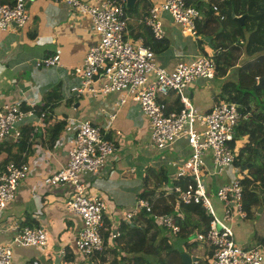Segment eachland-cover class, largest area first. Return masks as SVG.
<instances>
[{
  "label": "crops",
  "instance_id": "obj_1",
  "mask_svg": "<svg viewBox=\"0 0 264 264\" xmlns=\"http://www.w3.org/2000/svg\"><path fill=\"white\" fill-rule=\"evenodd\" d=\"M158 1L160 0H149L142 4L137 12L140 13L139 16L126 17L125 15L127 37L131 41L140 40L145 43L150 39L149 29L141 25L139 18L149 6ZM26 2H28L27 10L29 11L28 23L17 30L0 31V104H11L22 99L19 92L23 91L31 104L27 105L26 102H22L21 107L32 109L35 116L43 112L44 116L38 125H33L30 119H26L20 127L19 138L15 140L8 137L0 145V172L7 161H22L29 166L28 176L19 183L12 201L0 210V244H7L22 226H40L46 231V247L43 249L13 247V264H102L104 251L100 255L82 258L74 250L72 243L80 230L81 223L76 215L67 212L63 207L64 201L71 194V187L68 184L48 187L39 184L42 176L55 172L65 164L66 149L72 137L73 122L79 119L89 120L93 125L100 127L105 138L113 140L117 147L116 159L113 163L105 165L94 174L86 173L80 179L83 182H89L95 178L87 190L91 194L103 197L106 209L109 208L105 210L103 216L105 231L108 228H116L122 221L121 217L129 209L124 210L121 207L134 205L144 184L147 188H152L155 179L152 175L149 179H145L148 170L160 171L161 175L167 178L166 184L159 185L156 190H166L167 188L170 191L174 187L171 184L174 180L172 176L174 169L169 163L187 156L189 148L183 140H177L174 145L179 149L178 152L173 150L169 153L166 151L167 149H156L151 143L147 122L143 118L139 106L134 102H125L119 107H114L112 103L117 98L115 94L91 99L72 91L73 87L80 84L79 79L72 74V68L80 64L85 51L96 40L88 19L78 16L75 11L61 2L52 0H26ZM133 6L135 7V1ZM127 9L132 10L133 7ZM201 9L205 12L204 8ZM205 17L202 14L200 20L196 21L200 27L203 26L200 31H196V35L200 34L198 38L202 37L203 31H207L209 34L206 37V44L201 47L199 39L194 36L193 42H190V37L172 23L168 13L162 12L159 19L163 31L161 40L164 42V46L154 50V62L170 70L180 61H190L213 49L214 52L211 51L210 54L212 56L216 54L218 58V69H216L214 77L212 79H195L186 92L198 111L208 110L216 98L223 99V87L232 81L228 69L225 73L220 72L221 62H226L219 56L227 50H223L225 46L222 47L219 44L213 46L215 38L217 37L218 42H230V45L227 43L225 49H231L232 52L240 50V48H233L231 32L229 31L227 36L213 22L214 17L219 20L217 15L212 13L210 21L207 22L202 21L206 19ZM237 35L239 41L244 42V48L241 51H245L249 34L246 37ZM193 45L196 46L197 52L193 51ZM54 53L59 55L58 65L35 66L37 60ZM231 56L228 55L230 58ZM234 66L236 65L229 68ZM34 81L37 85L33 83ZM55 92L57 93L56 98ZM172 99H174V95L169 93L165 101L170 102ZM237 105L242 111L243 108L240 104L237 103ZM260 105L259 102H253L250 104V108L245 111H248L250 115L251 110L260 109ZM39 109L41 111L38 112ZM110 113H114L112 119L109 118L108 114ZM242 121L237 127L233 142L236 152L247 142V136L241 133ZM56 125L59 126L57 132H55ZM55 141L60 143L57 148H54ZM160 153H164V156ZM205 161L206 167L209 168L210 159L207 157ZM241 166L238 167L239 170ZM135 171L138 174L133 175ZM142 174L144 175L143 186L139 182V177ZM96 180L98 183H94ZM228 180V171L220 175H203L202 182L205 184L206 192L214 197L212 203L215 205L214 209L217 210V212L214 210L218 214H216L217 216L222 213V203L217 200L214 191L217 186L228 182ZM250 189L255 193L257 199V205L250 209V214H252L258 210V199L261 201V208L257 212L264 208L262 205L263 194L255 191L253 185ZM173 209V213H177L180 208L175 209L174 205ZM192 237L193 235L190 239ZM190 239L174 240L172 238L171 240H173L172 244L177 252L190 253L198 260L206 262L207 246L197 244L193 248H187L185 244L191 243ZM263 240L264 237L257 241V244H260V247L264 249ZM107 241V245L112 247L113 243L109 238ZM107 245H104L106 250L108 249ZM193 250L200 254H192ZM60 252L63 253V256L59 255ZM116 252L111 253L114 257L116 256L117 261L121 259L119 264H126L123 261L127 254L119 249ZM191 264H195V262Z\"/></svg>",
  "mask_w": 264,
  "mask_h": 264
},
{
  "label": "built area",
  "instance_id": "obj_2",
  "mask_svg": "<svg viewBox=\"0 0 264 264\" xmlns=\"http://www.w3.org/2000/svg\"><path fill=\"white\" fill-rule=\"evenodd\" d=\"M66 4L78 16H84L90 23L96 40L91 44L72 74L80 84L72 91L90 98L115 94L112 103L119 107L125 102L139 106L147 122L150 140L158 150H168L177 140H183L189 148L187 156L173 160L174 179L190 177L193 181L184 188L174 186L175 209L186 205H198L209 216L207 228L193 234L192 241L208 248L206 264H264V249L260 246L241 248L236 244L228 225L236 216L245 218L241 205L242 177L234 175L239 168L234 165L236 155L233 142L240 121L246 119L248 111H241L237 103L216 99L206 111H198L187 96V89L197 78L212 79L215 75V60L212 54L200 55L190 61H180L167 70L154 62V53L140 40L131 41L127 37L124 0H52ZM26 0H13L11 4H0V31L22 28L29 19L25 8ZM212 12L219 20L216 5ZM168 13L173 24L181 32L196 35V21L200 20L202 9L185 0H160L149 6L142 15V23L150 31L153 39L163 37L159 15ZM15 23V27L11 23ZM59 64L58 53L43 56L35 66H55ZM171 93L174 99L165 101ZM22 99L14 103L0 104V145L8 137L15 140L20 136V127L26 119L38 125L43 112L35 116L32 109H23L22 102L30 105L26 93L19 92ZM112 119L114 113L108 114ZM118 133V132H116ZM60 146L55 141L54 148ZM117 147L113 140L105 138L100 127L87 119L73 122L72 137L66 149V162L55 172L40 179L43 185L68 184L71 194L64 203V209L80 220V230L73 240L76 253L82 258L91 257L103 250L101 231L106 203L103 197L91 194L87 184L81 181V173L94 174L100 168L113 163ZM210 159L206 167L205 158ZM228 171V182L216 187L214 195L222 203V213L217 216L206 195L203 175H220ZM29 172L27 163L7 161L0 172V210L12 201L19 183ZM139 211L150 213L147 200L137 197L132 209L126 211L122 220H129ZM152 219L174 238L179 228L171 213L154 214ZM118 235L113 231L110 238ZM46 231L40 226H22L10 241L0 244V264H13V247L45 248ZM59 255L63 256L60 252ZM189 257L192 255L187 253Z\"/></svg>",
  "mask_w": 264,
  "mask_h": 264
},
{
  "label": "trees",
  "instance_id": "obj_3",
  "mask_svg": "<svg viewBox=\"0 0 264 264\" xmlns=\"http://www.w3.org/2000/svg\"><path fill=\"white\" fill-rule=\"evenodd\" d=\"M12 1L0 0V4H11ZM185 1L195 7H199L202 5L201 2L203 0ZM208 2L217 3V13L223 16L222 20H218L219 22L225 23V21L229 20L227 25L231 32L230 35L232 33L238 34V32L241 35L240 25L231 17V14L233 16L243 15V25H247L246 20H249V38L245 44V52L247 55L254 54V57L247 59L238 67L239 78L237 84L235 86L232 83L226 84L222 90L224 98H219L220 100L238 103L243 108L242 111H245L254 102L249 90L254 89L253 86L257 78L264 74V0H246V2L245 0H208ZM252 4H254V8H252ZM123 10L128 9L123 5ZM208 14L206 15L204 12L203 15L206 17L211 16V7H208ZM202 28L203 26L200 27L196 23L197 32ZM149 35L150 39L145 43L154 53V50L164 46V42L161 39L155 40L151 34ZM228 55L231 56L229 52H225L220 54L219 58L221 60L223 59L229 67L232 65V60L235 57L231 56V60ZM216 69H218L217 62H215V71ZM225 71L226 69L223 68L220 72L225 73ZM239 87L245 89V91H240ZM56 94L55 92V98ZM258 102L261 104L260 109H252L248 119L243 120L241 123V133L247 136V142L236 152L233 162L237 167L246 165L248 162L251 163L250 167L245 170L246 176L243 177L241 182V205L246 217L249 216L251 207L257 205L255 193L250 187L257 181L262 184L264 180V163L262 162V160L264 161V102L260 101V96L258 97ZM37 111L39 112L41 109ZM58 129L59 126L56 125L55 132ZM258 162H260V165H258ZM255 163H257V166L254 167ZM151 175L155 179L152 188H147L144 184L143 190L138 194L139 198L146 199L150 204V213L139 211L131 216L129 220L120 221L114 229L108 228L105 231L103 228L102 231L105 234L103 243L106 242L105 240L107 238L111 242H117L118 244L115 243L117 245L113 243L109 251L117 253L116 251L119 249L125 252L127 257L123 262L127 264H183L179 257L180 253L173 247L172 238L167 236L163 229L152 219V215L154 214L173 213L176 193L172 190L169 191L166 187V190L156 192V187L166 184L167 178L162 176L160 171L156 172L150 169L145 179H149ZM192 181L190 177H184L178 180L174 179L171 184L184 188L187 184L192 183ZM173 214L174 222L179 228L177 235L173 238L174 240H185L196 232H203L207 228L210 220V216L198 205L182 206L177 213ZM113 231L117 232L118 235L110 238ZM185 246L187 248L194 247L197 246V242L186 243ZM116 247L117 250H115ZM102 253L103 251L95 255ZM120 261L121 259L117 261L115 256L110 263L119 264L121 263ZM195 264H206V262L200 259Z\"/></svg>",
  "mask_w": 264,
  "mask_h": 264
},
{
  "label": "rangeland",
  "instance_id": "obj_4",
  "mask_svg": "<svg viewBox=\"0 0 264 264\" xmlns=\"http://www.w3.org/2000/svg\"><path fill=\"white\" fill-rule=\"evenodd\" d=\"M147 1H149V0H135V7L132 9V10H125L124 11V15H126V17H129V16H134V15H140V13H137L139 10H140V7H141V5L142 4H144L145 2H147ZM245 2H246V0H245ZM194 3V2H193ZM202 5L201 6H199V7H197L198 9H201V8H204L205 9V13L207 14V15H209L208 14V7L210 8L212 5H216V6H218L217 5V3H214V2H212V3H210V2H208V0H203L202 2ZM252 8H254V4H252ZM246 10V9H245ZM212 11V10H211ZM26 12L29 14V11L27 10V8H26ZM246 12H248V10H246ZM213 13V12H212ZM213 14H215V15H217L215 12L213 13ZM125 17V18H126ZM210 16H208V17H206V19L205 20H202V21H210ZM139 20H140V23H141V25H143V23H142V15L140 16V18H139ZM213 22L216 24V26L219 28V29H221V31H223V33H226L227 34V36L229 35V28H228V25H227V23L229 22V20H227V21H225V23H222V22H219L218 20H217V18L216 17H214L213 18ZM28 23V22H27ZM249 20H246V24L247 25H240L239 27H240V30H241V35L243 36V37H246L247 36V34H248V29L250 28V26H249ZM14 29H20V28H14ZM211 34H212V30H211V32H210ZM210 34V35H211ZM238 34H240L239 32H238ZM189 37H190V42H193V37L194 36H192V35H189V34H187ZM199 35L200 34H197V35H195V37L194 38H196V39H199L200 40V42H199V44L201 45V47L202 46H204V44H206L205 42L207 41L206 40V37H208L209 36V34H208V32L207 31H203L202 32V37L201 38H198L199 37ZM207 35V36H206ZM239 36L237 35V33H232V35H231V40H232V45H233V48H240V50H234V52H232L231 51V49H225L227 46V43H229V45H230V42H227V41H224V43H222V42H218L219 40L217 39V37L215 38V41H214V45L213 46H215V45H217V44H219V45H221L222 47L223 46H225V47H223L224 49L223 50H227L226 52H230V54H232V56H234L235 58L232 60V65H236V66H234L233 68H229V67H231V66H227L225 63H222L221 62V65H220V67H219V69H220V71L221 70H223V68H225L226 70L228 69V71H230V78L232 79V81H231V83L235 86L236 84H237V81H238V78H239V69H238V66L240 65V64H242L244 61H246L247 59H250L251 57H254V54H246V52L245 51H241V49L242 48H244V42L241 40V41H239V38H238ZM225 40H227V39H225ZM189 46H191V45H189ZM189 46H188V49H189ZM220 47V46H219ZM221 47V48H222ZM187 49V50H188ZM197 49H196V46L195 45H193V51L194 52H197L196 51ZM211 51H213V49L211 50ZM211 51L210 52H206L207 54H210L211 53ZM214 52V51H213ZM213 58H214V60H216V62H218V58H217V55L215 54V55H213ZM31 73V72H30ZM202 80V79H201ZM209 81H211V80H209ZM34 84L36 83V81H34L33 82ZM35 85H37V84H35ZM240 88V87H239ZM240 91H242V92H244L245 91V89H242V88H240ZM249 93L251 94V96L253 97V101L255 102V103H257L258 102V97L260 96V101H262V102H264V83H263V87L262 88H259V89H250L249 90ZM90 98V97H89ZM91 99H94V98H91ZM254 110V109H253ZM173 150H175V151H179V149L177 148V147H175V145L174 144H172L169 148H168V150H166V151H169V153H171V152H173ZM165 151V152H166ZM161 155H163L164 156V153H160ZM257 162V161H256ZM262 162L264 163V161L262 160ZM207 163H209L208 161H207ZM258 165H260V162H258ZM255 166H257V163H255L254 164V167ZM263 169H264V166H263ZM246 170V169H245ZM245 170H239L238 172H235L234 173V175H236V176H238V177H245L246 176V171ZM136 174H138V172H134L133 173V175H136ZM81 175L83 176V173H81ZM143 174L139 177V182H140V184L143 186ZM263 176H264V174H263ZM200 179L203 181V173H201L200 174ZM95 180V178H93L92 180H90L89 182H85L86 184H87V187L89 186V184H91L93 181ZM105 180V179H104ZM94 183H98V180H96ZM39 184L40 185H42V186H44L42 183H41V181H39ZM44 187H48V186H44ZM253 188H254V190L255 191H257V192H259L261 195H262V205H263V207H264V180H263V183L262 184H260L258 181L255 183V184H253ZM159 190H156V192H158ZM89 192V191H88ZM206 195H207V197H208V199L210 200V203H211V205H213L212 207H213V209L215 208V205L212 203V199H214V197L212 196V195H210L208 192H206ZM133 206L134 205H132V204H130L129 206H126V207H121L122 209H132L133 208ZM120 207V206H119ZM107 209H109V208H107ZM106 209V210H107ZM216 212H217V210L216 209H214ZM110 211V210H109ZM217 214V213H216ZM218 215V214H217ZM228 225H229V227H230V229H231V231H232V234H233V238H234V241L236 242V244L237 245H239L241 248H244V249H246V248H253V247H257V245L258 246H260V244H257V241H260L263 237H264V208L262 209V210H260V212H257L256 210L254 211V213H252V214H250L249 216H245V218H238V217H234L233 218V220L230 222V224L228 223ZM104 231H102V233H101V237H102V241H104V233H103ZM187 240L188 239H190V238H186ZM194 239V236L190 239V240H193ZM238 240H240L239 242H238ZM106 242H104L103 244L104 245H107V243H108V241H107V239L105 240ZM192 242H194V241H192ZM112 243H117V242H113L112 241ZM118 244V243H117ZM117 244H115V245H117ZM198 245H199V243H197ZM104 245H103V250L102 251H104L105 252V254H104V256H103V261H101L102 262V264H111L110 262L112 261V259L114 258V255L109 251V249H110V245H107V250L106 249H104ZM200 245H204V244H200ZM113 246V245H112ZM195 247V246H194ZM191 248H193V247H191ZM108 251H109V255H108ZM191 253L192 254H194V255H198V254H200V253H198L196 250H193V251H191ZM111 254V255H110ZM105 255H106V259H105ZM88 258H90V257H88ZM207 258V257H206ZM206 261V260H205ZM127 264V263H126Z\"/></svg>",
  "mask_w": 264,
  "mask_h": 264
},
{
  "label": "water",
  "instance_id": "obj_5",
  "mask_svg": "<svg viewBox=\"0 0 264 264\" xmlns=\"http://www.w3.org/2000/svg\"><path fill=\"white\" fill-rule=\"evenodd\" d=\"M135 0H124V6L125 8H129L131 9L133 7V3H134ZM28 6V2L25 3V8H27ZM231 17L236 21L238 22L239 25H242V20H243V15L242 16H237V17H233V15L231 14ZM11 26L12 27H15V23L12 22L11 23ZM263 80H264V74L262 76H260L259 78H257L256 80V83L255 85L253 86L254 89H259L262 87V83H263ZM250 166V163L246 164V166H241L240 167V170H245L246 167H249ZM260 199H258V210L261 208V204H260ZM257 210V211H258ZM179 257L181 259V261L183 262V264H191V263H194L198 260L197 257H194V256H191L189 257L187 255V253L183 252V253H180L179 254Z\"/></svg>",
  "mask_w": 264,
  "mask_h": 264
}]
</instances>
